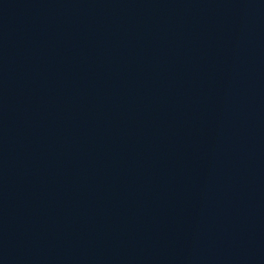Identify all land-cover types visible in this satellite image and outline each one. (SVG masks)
Listing matches in <instances>:
<instances>
[{"label":"water","instance_id":"1","mask_svg":"<svg viewBox=\"0 0 264 264\" xmlns=\"http://www.w3.org/2000/svg\"><path fill=\"white\" fill-rule=\"evenodd\" d=\"M43 264H264V0H49Z\"/></svg>","mask_w":264,"mask_h":264}]
</instances>
